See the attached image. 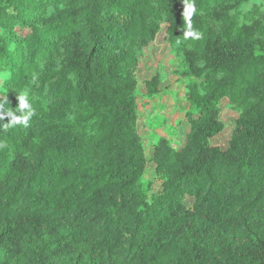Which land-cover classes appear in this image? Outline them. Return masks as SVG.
<instances>
[{
    "label": "trees",
    "instance_id": "1",
    "mask_svg": "<svg viewBox=\"0 0 264 264\" xmlns=\"http://www.w3.org/2000/svg\"><path fill=\"white\" fill-rule=\"evenodd\" d=\"M195 3L199 40L184 0H0V100L36 111L0 122V264H264V0ZM160 35L188 109L146 145Z\"/></svg>",
    "mask_w": 264,
    "mask_h": 264
},
{
    "label": "rangeland",
    "instance_id": "2",
    "mask_svg": "<svg viewBox=\"0 0 264 264\" xmlns=\"http://www.w3.org/2000/svg\"><path fill=\"white\" fill-rule=\"evenodd\" d=\"M154 40L147 49L144 64L139 69L140 80L158 72L162 79V84L168 88L153 98L145 97V88L139 83L138 99L140 118L138 127L140 135L143 137L146 145L157 135L166 134L169 126L173 128L181 120L188 109V103L184 98V84L188 81L187 77L181 72V58L177 57L171 51L165 38L161 37ZM226 102H222V112L220 118L224 128L221 133L214 138L222 148L227 146V140L230 137L233 120L236 115L227 108ZM182 131L178 136L181 138Z\"/></svg>",
    "mask_w": 264,
    "mask_h": 264
},
{
    "label": "clouds",
    "instance_id": "3",
    "mask_svg": "<svg viewBox=\"0 0 264 264\" xmlns=\"http://www.w3.org/2000/svg\"><path fill=\"white\" fill-rule=\"evenodd\" d=\"M183 16L184 21L187 26V30L183 32L185 39L199 40L202 37V33L194 29L192 17L194 14H197V6L195 0H184ZM179 43V41H178ZM5 77L7 73L3 74ZM18 101L15 109L9 108L8 98L5 97L3 100H0V122H3L5 118L7 122L3 123L5 128L14 127L17 125H23L27 127L29 121L33 116L36 115V111L32 106L30 101V91L29 89H23L19 91V94L16 96Z\"/></svg>",
    "mask_w": 264,
    "mask_h": 264
}]
</instances>
